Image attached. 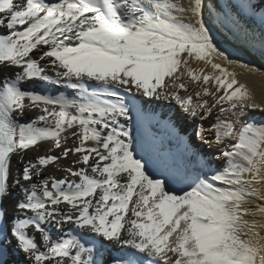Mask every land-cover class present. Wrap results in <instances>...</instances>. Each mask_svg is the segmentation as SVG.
<instances>
[{"label": "snow or ice", "instance_id": "1", "mask_svg": "<svg viewBox=\"0 0 264 264\" xmlns=\"http://www.w3.org/2000/svg\"><path fill=\"white\" fill-rule=\"evenodd\" d=\"M206 7L0 0V68L17 69L0 81V264L10 244L20 264H264V122L244 119L264 103L228 66L264 72L217 46ZM157 101L200 121L215 112L195 136L223 147L181 194L167 190L172 177L149 174L132 136ZM26 109L40 114L20 122ZM69 157L62 178L43 175Z\"/></svg>", "mask_w": 264, "mask_h": 264}, {"label": "bare ground", "instance_id": "2", "mask_svg": "<svg viewBox=\"0 0 264 264\" xmlns=\"http://www.w3.org/2000/svg\"><path fill=\"white\" fill-rule=\"evenodd\" d=\"M50 3L57 0H50ZM181 4L187 6L188 0H179ZM207 7L204 10V18L211 29V35L217 46L224 51L232 60L243 61L249 65H255L258 69L264 72V4L259 0H206ZM255 3V8H247L244 5ZM20 26L18 30H22ZM6 30V29H5ZM33 55H37L33 53ZM223 63L222 61H217ZM193 68H198L201 65L192 62ZM230 70L235 71L237 78L247 84L252 90L257 102L264 103V75L253 74L245 70L229 65ZM17 71L14 67L0 68V81L4 75L12 76ZM25 89L39 90L38 83H25ZM63 91V88L54 86ZM190 91L198 89L189 86ZM70 91V90H69ZM183 94V93H182ZM103 98V97H102ZM145 117L134 121L130 126L132 136L138 152L143 155L148 161V172L155 176L158 172H164L165 175L172 177L167 190L173 191L176 194H181L186 191L184 187L191 178L199 172L207 171L205 161L208 157H214L223 145H206L199 141L195 136V131L198 126H203L205 129L214 122L215 112L212 118L203 121L190 119L187 114L175 104L174 101H157L151 105H145ZM40 113L37 110H25V114L20 122H28ZM245 120L253 119L256 122H264V112L259 110L250 111ZM148 129L155 133L154 136L146 134ZM207 135L211 137L212 133ZM234 142V141H230ZM71 140L69 144H71ZM50 143H42L40 147L33 148L29 152L31 158L47 154V149L51 148ZM197 155L193 157L192 153ZM52 154H56L53 152ZM17 157H12L13 173L17 172L21 165L17 162ZM60 169L50 165L44 171V176H55L62 178L65 173L62 170L65 166L71 165V157L66 160H61ZM222 162L212 164L213 168H219ZM16 198H19V190H16ZM15 203V199L9 202V212H12L11 204ZM56 235L55 229H51ZM29 234L32 230L29 229ZM37 243H40L39 234H36ZM115 248L105 252V259L115 255ZM118 251V250H117ZM6 264H20L22 257H18L12 253V245H8V255L4 257Z\"/></svg>", "mask_w": 264, "mask_h": 264}, {"label": "rangeland", "instance_id": "3", "mask_svg": "<svg viewBox=\"0 0 264 264\" xmlns=\"http://www.w3.org/2000/svg\"><path fill=\"white\" fill-rule=\"evenodd\" d=\"M117 251V249H115Z\"/></svg>", "mask_w": 264, "mask_h": 264}]
</instances>
